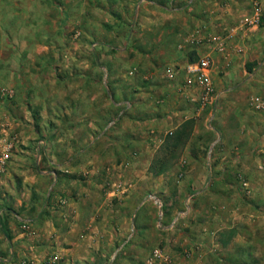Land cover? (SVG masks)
Masks as SVG:
<instances>
[{"label":"rangeland","instance_id":"1","mask_svg":"<svg viewBox=\"0 0 264 264\" xmlns=\"http://www.w3.org/2000/svg\"><path fill=\"white\" fill-rule=\"evenodd\" d=\"M96 1L100 6V0H0V134L14 142L11 159L0 175L13 168L23 172L31 200L15 211L17 216H27L19 223L31 238L26 247L31 253L27 250L25 255L15 257L0 245V264L61 262L51 241L52 228L47 232L50 239L40 242L35 236L36 228L53 222L57 206L67 207L71 196L77 197L75 188H88L99 196L105 193L103 197L113 193L119 196L118 201L136 200L133 195L142 188V194L152 192L163 203L160 207L148 198L156 213L153 240L141 243L139 253L134 254V236L139 229L129 225L128 241L109 243V253H116L112 263L120 261V257L125 262L151 264L154 248L167 249L173 238L182 245L185 236L177 237L185 234L186 227L179 224L183 218L191 219L189 211H185L195 201L212 204L203 219L213 214V224L217 215L231 218L240 234L236 244L244 242L248 235L264 233V107L260 105L264 101V45L238 50L242 58L237 61L244 65L247 60L255 65L251 71L247 68L242 77H235V82H219L217 79L227 78L229 67L219 70L220 64L216 61L215 65L213 55L224 59L225 49L213 48L215 34L198 33L199 46L212 55L211 68L217 76L211 74L216 101L204 104L200 87L183 84L191 56H201L193 43L197 34L185 35L181 43L186 47L181 45L171 53L167 44L171 35L166 28L182 20L170 19L173 23L168 25L161 12L151 36L153 41L148 43V34L132 31L138 24L132 17H112V21L132 24L117 28L116 34L110 33L115 27L103 30L101 24L109 23L104 13L96 9ZM123 5L109 3V8L116 14L115 8ZM134 9L133 13L140 14L145 8ZM246 28L250 37H258L264 32V22ZM172 36L176 39L180 35ZM246 52H253L255 59ZM172 54H179V58L173 60ZM239 69L240 66L236 70ZM119 101L125 104L118 105ZM190 120L193 126L187 127V133L176 135ZM175 138L181 141L180 146L166 149L168 141ZM172 153L176 159L172 177L153 175L155 169H164L162 163ZM47 163L54 174L45 180L38 175ZM204 167L208 169L204 185L191 196L192 185L188 183L202 169L204 173ZM36 181L44 186L36 187ZM178 186L183 193L179 197ZM62 189L67 190L62 193ZM40 200L43 208L37 210ZM183 206L184 213L179 211ZM3 207L5 203L0 204V235L10 239L12 229L2 222ZM173 207L179 211L175 219L167 217V208ZM132 212L127 213L131 224L135 223ZM164 220L176 221L171 222L173 233L167 236L162 229ZM206 226L213 228L211 224ZM258 240L254 239L252 245ZM197 251L196 246L188 249L193 255ZM257 251L253 249L246 264H264L263 257L261 261L256 258ZM207 255L210 257L211 251ZM190 259L197 260L196 255ZM237 260L241 262L240 258ZM108 261L106 257L102 264H109ZM91 262L97 264L92 259L82 264ZM68 264H72L71 260Z\"/></svg>","mask_w":264,"mask_h":264},{"label":"crops","instance_id":"2","mask_svg":"<svg viewBox=\"0 0 264 264\" xmlns=\"http://www.w3.org/2000/svg\"><path fill=\"white\" fill-rule=\"evenodd\" d=\"M256 1L259 2L260 5L264 6V0H100V6L98 1H96L95 4L97 5L96 9H99L100 12L104 13L106 23H109V25L105 23L101 24L103 30L106 28V30H108L110 27H115L116 29L111 30L110 33L116 34L118 33L117 28H125L131 26L132 24L129 25L119 21H112V17H132L134 21L138 22V24L134 23L135 26L138 27H131L132 31L135 30L141 34H148L149 36L146 39V42L148 43L153 41V37L151 36L156 30L155 22L158 19L157 15H160L161 12L165 13V23L168 25H171V23L174 22L173 20H182V22L179 24H175V26L172 25L170 28H166L167 33L171 35L170 39L168 37L169 40L167 42L171 49V53H174V51L177 50V47L181 45L185 46L181 43V38H184L185 35L192 33L193 35L197 34V37L193 39V43L196 45L195 48L202 56L205 54V50L203 49L204 47L200 48L199 46L201 44L199 34L216 35L221 33L219 35H222L228 33L229 38L226 43L225 50L223 51L224 54H222L224 59H220L219 55H217V59L216 55L215 57L213 55V58L215 65L216 61L220 64L219 70H225L228 69L227 67H229V69L225 72L228 74L227 78L224 76V79L220 78L219 80L217 79V81L224 82V80L226 81L229 79L230 81L234 80L235 82V77H242L247 73V63H249L246 60L244 61L243 65L241 60L237 61L238 58H242L239 56L238 50L240 52V50L245 47L246 50H249V45H254V47L259 44L264 45V32H261L260 35L257 34L258 37H254L253 35L250 37V34H247V28H244L241 25L242 21L253 13L255 6L254 4ZM109 3H112L113 5H124L123 8H115V12H117L115 14L113 11H111L112 9L110 10ZM133 7H142L145 9H143L140 14H138L133 13L136 10H133ZM170 19H172L173 22H171ZM148 23L149 25L146 26ZM153 26L155 29H153ZM172 34H178L180 36L175 39ZM246 38H248V40H245ZM212 44L214 45L213 48L216 49V43L212 42ZM214 49H212L213 54ZM245 55L249 56V58L252 60L255 59L253 58V52H249L248 54L246 52ZM171 57L173 60H176L179 58V54H172ZM239 66L240 69L237 71L236 69ZM211 74H213L214 78H217L215 75L216 73L212 68L210 70V76L212 79ZM231 74L234 77L231 78ZM113 77L115 78V74ZM183 81V84H185V78ZM106 92L109 93L108 89ZM121 103L123 104L124 101L117 102L118 105H121ZM172 132L173 131H171V134ZM175 161V158L166 159L167 164L162 167L164 170L161 171V169H155L152 172L153 175L162 174L163 176L171 178L173 175V171L171 169H173ZM50 168L53 167L48 164L45 169L40 171L38 177L45 180L51 179L54 173L51 171L53 169ZM25 177L26 176L23 172L20 170H15L14 168L13 170H8L6 173L0 175V204L5 203V207H3L5 213L2 222H4V224L6 223V225L12 229V232L10 233V239H8L7 236H4L3 234L0 235V245L4 246L5 252L10 253L15 257H21L22 255H25L27 250L28 253H31V251L27 249V245H29L31 238L29 239V235L22 231V228L20 229L21 226L19 223L22 221L20 219L25 220L27 216L24 215V217H21L15 214L16 210L23 209L31 201L29 197L30 192L28 191L27 183L24 180ZM196 179L191 180L192 183L189 181L188 185L193 184ZM43 184V182L39 183V181H36L35 186L43 187ZM165 188L170 190L171 187L166 185ZM141 189L139 192L135 191L136 193L133 195V198L136 200L118 201L116 198L118 199L119 196L116 197L113 193H106L108 196L103 197L105 193H103L102 196H99L95 195V191H90L88 188H75V190L73 189V192L76 193L77 197L71 196L73 199H71L67 207L62 208L57 206V211L53 215V222H45V224H48V228L47 226L36 228L37 233L35 236H37V240L39 242L44 241L45 239L49 240L50 238L47 236V232L49 228H52L53 239L51 241L54 243V252L58 253L61 259L59 264H68V261L70 260L72 264H82V262H85V260L89 261L90 259L96 260L97 264H102V261H104L106 257L110 258L109 264H138L135 260H126L125 262V260L120 257L118 258L120 261L118 260L112 263L111 259H113L116 253L114 251L109 253L108 246L112 241H128L130 237V234L127 233L129 232L127 231L129 225H132L133 227L137 226V229H139V232L137 233L138 235L134 236L136 243L134 244V254L139 253V245H141V243L153 240L151 239V236H153L156 231V213L153 203H148V200H153L156 204L159 203L160 207H162L163 203L157 201V197L152 195V192L143 191L142 194ZM177 189L178 191L180 190V193L177 197H179V195H183L181 192L182 188L180 189L178 186ZM66 190L67 189H62V193H65ZM36 191L39 192L38 189H36ZM200 191L193 190V193L190 195L194 196ZM214 192V190H211V193ZM82 195L87 197H80ZM55 198L56 197H54V199ZM39 199L40 197L38 196L36 202H39ZM42 201L43 200H40L39 205L36 204V207H38L37 210L42 207ZM204 204L205 205H202L201 202L199 203L198 201H195L193 204L191 203L187 205V208L189 209L186 211L184 208L180 207L181 209L179 211L182 209L185 211V213L189 211V215L191 216V219L183 218L181 220L182 223L179 224L180 227H186V229L183 228L185 234H180L177 237L182 239L183 236H185L182 245L176 244L175 242L179 241L173 238L167 249L158 246L163 249L164 252L170 255L171 261L169 264H246L248 257H251L252 253L254 254L253 249H258L256 252V258H258L260 261L262 259L261 257L264 258V233L260 235H248V238H243L244 242L236 244L235 242L238 241L237 238L240 236V234L236 233L235 235L231 236L230 232L226 234L222 233L224 231H230L231 228L236 229V224L232 223L230 217L221 219L218 217L219 215L213 218V222H215V224H213L210 222L211 217H214L213 214H209L206 219H203L212 209V204ZM31 207H34L33 202ZM183 210L182 213H184ZM129 211H133L131 216H133L135 223H130L129 218L127 217V213ZM167 211V217L172 216L174 217L173 219L176 218L175 216L179 212L177 211V207H173L171 209L167 208ZM160 212L161 214H165L162 209H160ZM159 222L161 221L159 220ZM171 222L164 220V224L162 225L164 236H167L171 232L173 233L172 227L174 225ZM173 223L175 224L176 221L174 220ZM50 224L52 225L49 226ZM207 224L212 225V230L207 228ZM146 231L147 234L145 235ZM167 239L168 238H166V240ZM254 239L255 241L259 239L255 246L251 243ZM86 242H93V244L88 243L86 245ZM224 242H227V244H224ZM193 246H196L198 250L196 254H194L196 255L197 260L190 259L194 255L193 253L190 254V252H188V249H192ZM35 249L39 251V248ZM206 249L208 252L211 251L210 257L207 255ZM33 250L32 253H34ZM238 258H240V263L239 260H237ZM127 259H129V257H127ZM91 264L93 263L91 262ZM151 264L157 263L155 262Z\"/></svg>","mask_w":264,"mask_h":264},{"label":"built area","instance_id":"3","mask_svg":"<svg viewBox=\"0 0 264 264\" xmlns=\"http://www.w3.org/2000/svg\"><path fill=\"white\" fill-rule=\"evenodd\" d=\"M253 13L246 17L242 21L241 25L246 28V26H260L264 22V13L259 2H255ZM229 35H215L212 39L216 43L218 50L223 51L226 47ZM213 64L212 55L205 53L200 58L191 62L186 67V84L189 86H198L202 90L201 98L204 104L214 103L216 101V89L210 76V69ZM172 76V73H170ZM264 107V101L260 103ZM14 149V142L6 137H2L0 134V172L6 169L7 163L11 159ZM247 184V183H245ZM150 263H167L171 261L170 255L163 251L160 247L153 250V256L149 260Z\"/></svg>","mask_w":264,"mask_h":264},{"label":"trees","instance_id":"4","mask_svg":"<svg viewBox=\"0 0 264 264\" xmlns=\"http://www.w3.org/2000/svg\"><path fill=\"white\" fill-rule=\"evenodd\" d=\"M194 55H196V53H194ZM200 57H197V59H196V57H194V56H191V59H190V61L191 62H195L196 60H198ZM247 68H248V70L249 71H251L252 70V68H253V63H247ZM193 126V121L192 120H190V121H188L187 122V124H186V122L185 123H183V125H182V127L180 128V129H178L177 130V132H175L176 133V135H183V134H185V133H187V127L190 129L191 127ZM188 133H189V131H188ZM173 134V133H172ZM176 139L177 138H175V141H172V139L170 140V141H168V144H166V149L167 148H170V147H179L180 146V143H181V141H176ZM173 154L174 153H172V154H170L171 155V157H167L166 159H170V158H174V156H173ZM167 164V162L166 161H164L163 163H162V165H166ZM206 168V169H205ZM164 169H161V171H163ZM204 170H205V172L203 173V169L201 170V173H200V175H199V177L194 181V183L193 184H191L192 186V191L193 190H199V188H201L203 185H204V179H206L207 178V176H206V173L208 172L207 170V167H204ZM193 193V192H192ZM52 197V193L50 194V196H49V198H51ZM182 208H186V206H183ZM231 233V236H233V235H235L236 233H237V229H235V228H231L230 229V231H224V232H222L223 234H226V233ZM224 244H227V242H224ZM115 245H120V244H115ZM117 258V257H116ZM109 261H110V258H109ZM108 261V262H109Z\"/></svg>","mask_w":264,"mask_h":264}]
</instances>
